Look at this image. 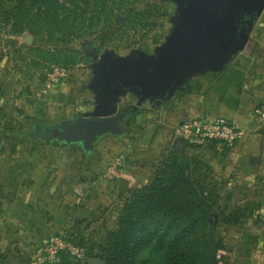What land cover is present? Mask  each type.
<instances>
[{
  "label": "rangeland",
  "instance_id": "1",
  "mask_svg": "<svg viewBox=\"0 0 264 264\" xmlns=\"http://www.w3.org/2000/svg\"><path fill=\"white\" fill-rule=\"evenodd\" d=\"M43 1L0 0V264H47L39 260L42 246L55 235L82 241L85 257L63 251L48 263L106 264L104 241L110 232L121 229L127 199L135 189L149 184L160 168L173 163L189 168L192 197L204 201L203 206L192 207L202 218L194 233L205 235L208 241L209 236L213 238L223 264H264V207L253 201L260 192L244 189L217 158L191 155L186 145L183 154L173 147L166 157L147 162L146 181L136 171L139 163L134 165L137 173L128 191L104 199L112 202L103 204L100 214L84 213L71 222L70 207L62 206L63 199L69 203L76 198L83 208L92 200V181L105 179L102 174L107 166L98 171L95 163L103 152L115 157L109 162L124 155L129 168V156L135 152L132 140L139 130L137 117L142 107L156 105L147 99L136 106L134 95L123 96L130 106L120 104L122 97L115 113L130 107H139V112L133 111V118L124 121V134H104L90 149L69 136L72 130L67 137L59 136L60 132L53 138L36 137L35 125L42 119L35 114L42 109L43 122L51 124L100 116L98 95L89 87L93 66L107 54L124 58L156 55L174 32L182 2L78 0L66 8L63 0L54 7ZM262 13L243 14L237 21L255 23ZM61 74L55 85L49 75ZM44 190L50 191L49 206L35 201ZM48 209L46 218L42 212ZM55 218L59 219L57 228L51 224L50 233L39 231L43 220ZM143 257L139 254L137 260ZM154 264H165L163 256Z\"/></svg>",
  "mask_w": 264,
  "mask_h": 264
},
{
  "label": "crops",
  "instance_id": "2",
  "mask_svg": "<svg viewBox=\"0 0 264 264\" xmlns=\"http://www.w3.org/2000/svg\"><path fill=\"white\" fill-rule=\"evenodd\" d=\"M239 25L240 32L248 33V39L243 48L228 57L212 61L210 65H201L190 71L169 97L159 104L154 101L155 108L142 107L137 117L139 118V123L136 124L139 127L138 135L132 140L135 143V152L129 156L130 166L120 178L109 181L100 177L99 180L92 181L90 185L92 200H89L85 208L76 203V198H72L73 190L70 191L73 195L71 193L72 199H69V203L67 199H63L62 206L65 209L70 207L71 222V218L76 219L84 213L100 214L103 204L106 203L104 206H108L112 202L108 201L110 198L129 190L135 180L136 171L140 174L139 178L146 181L147 170L150 169V164L147 162L159 161L160 158L166 157L173 147H178L179 143H182L179 138L172 135V127L193 115L224 116L243 126L245 133L234 146L228 147L220 142H212L203 149L190 147V154L217 158L225 172L234 175L244 189H255L260 192L259 197L253 201L264 207V125H258L253 117L255 105L264 103V12L255 23L243 22ZM64 91L67 90L64 89ZM129 93L131 92L125 95L127 99H129ZM132 95L135 94L132 93ZM125 97L120 103L125 105L124 108L130 106L124 100ZM135 98L138 102L137 94ZM136 109L139 112V107ZM133 111L136 110L131 107L127 118H133L132 115L135 113ZM35 115L42 119L39 122L45 120L46 115L42 109ZM127 118L123 120V128ZM181 145L183 151L186 150L184 144ZM112 158H115L113 154L103 152L100 159L97 158L95 161L98 164L97 170L104 169ZM137 163L139 166L136 170L134 165ZM35 198L36 204L49 206L50 191L44 190L40 200L38 197ZM106 198L108 200L104 202ZM108 211L109 214L112 213V209ZM50 212L48 209L46 212L43 211L42 215L46 217ZM98 218L102 221L101 216ZM58 220V218H55V221L43 220L39 231L46 230L50 233L51 231L48 230L51 224H54L53 228L59 226ZM35 232L37 234V231Z\"/></svg>",
  "mask_w": 264,
  "mask_h": 264
},
{
  "label": "water",
  "instance_id": "3",
  "mask_svg": "<svg viewBox=\"0 0 264 264\" xmlns=\"http://www.w3.org/2000/svg\"><path fill=\"white\" fill-rule=\"evenodd\" d=\"M179 1L182 7L174 32L157 55L140 53L124 58L107 54L96 62L89 87L98 95L102 114L58 123L59 136L67 137L72 130L69 136L82 140L84 147L90 149L104 134H124L122 123L127 112L115 111L127 91L138 95L136 106L147 99L161 103L190 71L243 48L248 33L240 32L237 18L264 10V0ZM181 144L177 146L182 152Z\"/></svg>",
  "mask_w": 264,
  "mask_h": 264
},
{
  "label": "trees",
  "instance_id": "4",
  "mask_svg": "<svg viewBox=\"0 0 264 264\" xmlns=\"http://www.w3.org/2000/svg\"><path fill=\"white\" fill-rule=\"evenodd\" d=\"M59 1L43 2L54 7ZM77 1L63 0L62 3L68 8ZM35 130L33 134L39 138H53L61 131L58 123L46 122L37 123ZM188 170L174 163L166 164L149 184L134 190L126 201L121 229L110 232L104 241L106 264H154L162 256L165 264H223L216 254L217 245L212 244L213 238L209 236L208 241L205 235L194 233L202 218L195 215L192 207L203 206L204 201L197 202L192 197L195 192L190 189ZM74 242L82 245V241ZM139 254H144L141 260H137Z\"/></svg>",
  "mask_w": 264,
  "mask_h": 264
},
{
  "label": "built area",
  "instance_id": "5",
  "mask_svg": "<svg viewBox=\"0 0 264 264\" xmlns=\"http://www.w3.org/2000/svg\"><path fill=\"white\" fill-rule=\"evenodd\" d=\"M49 76L55 85H59L60 76H64V74ZM253 117L258 125H264V103L255 105ZM244 133L243 126L224 116L193 115L172 127L174 137L181 139L187 147L197 149H203L212 142H220L225 146L232 147L242 139ZM127 165V158L122 155L109 162L102 177L109 181L116 180L125 171ZM76 192L81 193L79 190ZM63 251L80 259L85 257V248L82 245L68 241L64 236L55 235L43 244L39 260L42 263L54 262Z\"/></svg>",
  "mask_w": 264,
  "mask_h": 264
},
{
  "label": "flooded vegetation",
  "instance_id": "6",
  "mask_svg": "<svg viewBox=\"0 0 264 264\" xmlns=\"http://www.w3.org/2000/svg\"><path fill=\"white\" fill-rule=\"evenodd\" d=\"M129 110H130V109H128V111H129ZM128 111H127V112H128ZM128 114H129V112L126 114V116H125L124 118H127Z\"/></svg>",
  "mask_w": 264,
  "mask_h": 264
}]
</instances>
